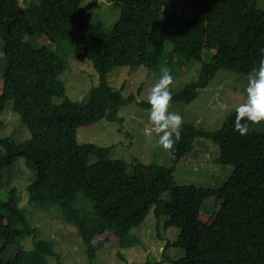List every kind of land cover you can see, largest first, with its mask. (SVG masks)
<instances>
[{"label": "trees", "instance_id": "obj_1", "mask_svg": "<svg viewBox=\"0 0 264 264\" xmlns=\"http://www.w3.org/2000/svg\"><path fill=\"white\" fill-rule=\"evenodd\" d=\"M111 2L119 9V19L108 29L82 0H0L5 62L0 115L10 105L29 132L22 142L0 138V182L7 160L22 159L33 172L26 186L28 205L56 208L64 224L76 229L89 264L108 240L94 244L104 230L100 225L89 229L87 221L98 217L128 234L151 211L156 230H179L176 240L164 247L166 260L155 264H264V133L253 129L264 122H249L241 136L233 130L236 113L215 131L183 121L179 139L168 150V165L112 159L114 146L77 140L80 127L100 121L122 125L120 109L136 103L134 94L107 83L114 68L150 72L161 62L172 70L198 65L196 82L170 90L169 103L183 105L194 101L220 71L248 77L264 48V10L258 9V0H192L190 18L169 30L170 17L165 19L162 10L174 8L170 0ZM35 10L41 13L35 16ZM41 38L56 44L58 52L48 44L34 48L33 42ZM64 44L73 48L76 58L90 61L97 73L98 85L86 101H72L67 95L61 78L69 69ZM137 104L149 108L148 101ZM199 139L217 146L215 164L233 169L217 188L175 183L176 167L194 154ZM3 193L0 253L26 237L33 248L0 258V264H50L49 259L62 264L51 242L37 240L16 188L8 186ZM208 203L215 212L210 220H201ZM169 247L183 249L184 255L166 258Z\"/></svg>", "mask_w": 264, "mask_h": 264}, {"label": "rangeland", "instance_id": "obj_2", "mask_svg": "<svg viewBox=\"0 0 264 264\" xmlns=\"http://www.w3.org/2000/svg\"><path fill=\"white\" fill-rule=\"evenodd\" d=\"M170 1L174 8H164L162 13L165 19L167 16L171 20V22L166 20V28L173 30L182 20L190 18L191 12L188 6L192 0ZM82 6L87 8L108 29L112 28L119 19V9L112 4L111 0H82ZM258 9L264 10V0H258ZM40 13V10H35V16ZM33 19L34 16L31 14L30 20ZM33 44H35L34 48L48 44L52 51L58 52L56 44L48 43L45 38H41L37 42L34 41ZM63 47L66 48L69 64V69L61 77L65 82L67 95L72 101H86L90 92L98 85L97 73L90 61L76 58L72 47L68 49V44H64ZM4 68L3 42L0 40V93ZM161 68L167 67L161 62L157 69L150 72L144 68L132 71L125 67L114 68L107 76V83L116 88H123L125 94H134L136 103L120 109L118 116L123 119L122 125L100 121L91 126L80 127L77 130V140L80 143H91L100 147L114 146L110 154L112 159L130 162L132 158H137L138 161L145 164L156 162L168 165L170 162L168 150L158 144V135L148 120L147 111L137 104L141 101H148V91L159 79ZM167 69L173 76L169 90L179 91L188 83L198 80L199 67L196 64L190 63L184 68L174 70ZM247 80V76L220 71L205 89L199 91L198 97L194 101L188 105L169 103L168 110L179 113L183 121L196 124L206 131H215L224 122L230 120L235 114V107L245 99L244 90ZM253 129L256 132L264 133V125L253 127ZM3 137H8L15 142H22L29 138L27 128L8 104L0 115V138ZM217 156L216 145L209 140H197L194 154L186 157L176 167L175 183L181 186L217 188L233 172L231 167L215 164L213 161ZM209 157L210 163L207 162ZM13 161L8 163L9 160H7L6 167L2 172L0 196H4L3 192L8 186L16 188L17 195L21 200L20 206L25 208L30 224L37 229V240L51 242L62 264H89L87 250H84L85 246L78 237L76 229L71 225L64 224L61 216H58L56 208L45 210L28 205L26 186L32 180L33 172L31 173L25 167L22 159ZM214 212L212 203H208L200 213L199 219L210 220ZM87 225L89 229L94 225H100L104 230L101 236L94 238V244L96 241L105 242V238L108 240L98 250L93 264H155L163 262L166 259L161 254L162 252L164 254L165 245L172 244L179 234V230L176 228L156 230V220L152 211L141 226L131 230L128 234L110 222L101 221L98 217L87 221ZM2 243L3 240L0 238V246ZM32 248L33 241L30 238L19 239L9 245L3 253H0V258L6 260L16 252L28 251ZM117 252L122 258L118 254L116 255ZM183 255L184 250L177 247H169L165 252V257L173 260H178ZM49 263L57 264L54 259H49Z\"/></svg>", "mask_w": 264, "mask_h": 264}, {"label": "clouds", "instance_id": "obj_3", "mask_svg": "<svg viewBox=\"0 0 264 264\" xmlns=\"http://www.w3.org/2000/svg\"><path fill=\"white\" fill-rule=\"evenodd\" d=\"M260 57L258 67L248 75L245 99L235 107L233 130L241 136L248 132L249 122H264V48L260 49ZM160 71L159 79L148 91L149 108L146 111L154 132L158 134V144L165 150H171L180 137L183 118L179 113L168 110L173 76L167 68Z\"/></svg>", "mask_w": 264, "mask_h": 264}]
</instances>
